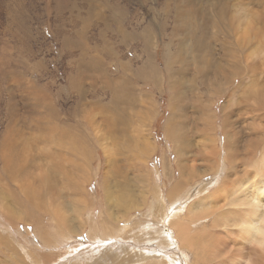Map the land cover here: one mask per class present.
I'll use <instances>...</instances> for the list:
<instances>
[{"label":"rangeland","instance_id":"374dc122","mask_svg":"<svg viewBox=\"0 0 264 264\" xmlns=\"http://www.w3.org/2000/svg\"><path fill=\"white\" fill-rule=\"evenodd\" d=\"M243 1H252L253 9L263 14L264 0H238L234 8L247 7ZM177 3L186 4L181 0H0L1 264H93L96 258L103 259L105 264H118L119 259L124 260L123 264H215L216 257L221 259L227 252L235 254L229 245L241 240V236L229 225L237 214L236 204L222 205L227 213L226 229L217 214L179 222L184 226L181 233L182 225L175 220H183L192 201L200 195L229 183V169L233 166H240L237 182L241 186L249 175H254L253 179L257 177L260 186L264 184L255 151L249 158L228 160L230 156L247 152L251 127L264 125V103L249 100L255 99V94L247 91L245 97H240L241 103L233 115L226 116L222 105L235 86L225 87L226 92L215 98L208 131L215 139L216 153L208 158L198 153L197 169L201 173L202 169L206 170V176L189 182L181 167L196 156L198 135L195 132L202 122L191 118L188 124L191 132L184 135L174 119H167L168 111L173 110L170 79L182 78V74L170 61L161 65V53L168 48ZM151 28H161L169 35H158V48L145 56L142 49L152 40ZM183 31L185 43L190 32L198 33L196 29ZM123 32L134 34V41L123 42ZM251 50L254 56L244 59L246 64L256 66L252 59L264 60V50L253 47ZM190 55L186 54V59ZM121 65L126 69L122 70ZM155 65L159 68L157 71ZM189 70L192 87L195 93H200L199 80L192 75H196L198 69ZM101 72L114 84L106 83L102 88L98 81ZM256 75L258 79L264 77V69L259 67ZM38 91H45L47 102ZM143 97L149 99L145 108L126 107H135V99ZM112 98L117 99L118 110L123 109L126 115L130 112L124 117L127 122L122 130L114 136L100 122L101 116L97 115L95 126L90 116L99 105L111 109L110 116L116 101ZM7 104L15 105L18 113L15 119L5 118ZM182 104L190 113L192 104L186 100ZM230 116L236 121L235 128L223 123ZM138 117L144 126L140 140L136 136V121H133ZM255 120H259L258 125H254ZM221 131L234 133L233 147L226 155ZM31 132L37 136L30 138ZM1 133L7 136L8 159H2ZM240 133L242 141L238 139ZM144 136L149 141L147 150L142 147ZM37 145L42 146L40 151L36 150ZM37 152L43 154V162L34 172L37 181L34 184L32 172L25 168L31 154L37 156ZM72 159L80 163L78 170L71 169ZM203 159L206 162H202ZM163 160L164 164L172 163L168 170L164 171ZM3 161L9 162V167L4 166ZM113 165L120 167L121 176L110 175L107 180V167ZM214 169L220 170L218 180L208 185L207 182L217 176ZM14 170L18 173L14 174ZM183 176V189L177 197H168L171 188L184 180ZM35 186L36 199L44 202L45 207L48 205L49 211L34 214V207L30 208L28 196L35 197L36 192L29 193ZM47 186L53 187L50 192L45 189ZM194 187L198 191L197 198L189 197ZM122 197L132 202L133 207L127 209L128 212L122 211L126 209V200L120 201ZM6 207L12 210L9 216L5 214ZM57 208H61L60 217L66 228L57 223L50 211ZM46 226L55 228L64 240L54 241L52 235L42 233L40 237L38 233ZM216 245L223 247V255L219 252L222 257L217 254ZM211 248L216 255H209ZM248 249L244 248L243 253L259 258L254 248L253 251ZM102 261L98 264H104ZM220 262L227 264L224 259Z\"/></svg>","mask_w":264,"mask_h":264},{"label":"bare ground","instance_id":"6f19581e","mask_svg":"<svg viewBox=\"0 0 264 264\" xmlns=\"http://www.w3.org/2000/svg\"><path fill=\"white\" fill-rule=\"evenodd\" d=\"M237 1L236 0H224L225 3H222L220 2V0H188V2L185 5H180L178 3L176 4V8L179 11L183 12L187 19L196 21L201 26V30L199 33L190 32L188 34L187 41L184 45H180V47L177 50H172L170 52L165 53V59L167 61H170L171 63H174L177 67H179V71L182 74V78H183L182 79L180 77L174 76L170 79V84H169L170 90H171L170 105L173 110L168 111L167 119H174L177 124L176 126L182 130V134L184 135H187L191 132L189 130L190 128L188 127L189 120L191 118H198V120L202 122L198 131L195 132V134L198 135L196 156L189 163H185L181 167L183 174L188 178L189 182L200 176L202 177L206 176V170L202 169L203 173H201L200 170L197 169L198 159H199L197 158L198 153L200 155L205 156V158L206 157L208 158L209 155L211 154L215 155L216 153L215 139L208 131H210L209 125L213 117L212 108L216 104L215 98L222 96L226 92L225 87L227 85L235 86V88L228 95V97H226V100L225 102H223V105H222V108L224 107L226 111V116L233 115V113L235 112L239 104L241 103V101L239 100L240 97L241 96L245 97L247 95V91H249V94H251V92L255 94V99L249 98V100L253 101V100L258 99L257 102L261 100L264 103V77H259L261 79H258L256 75V72L258 71L259 67L264 69V60L258 61L254 57L252 59V62L256 65L254 66V65L246 64L245 59H244V53L249 47H253L254 49L264 50V36H261L264 30V11H263V14H261L259 13V11L253 9L254 7L252 5L253 4L252 1H247V2L243 1L245 2L244 5L247 7L243 6L244 8L242 9H236L234 7L237 4ZM200 19H203V21H201ZM157 29L159 30V33L157 32ZM171 32L172 31H170L169 33ZM158 35L168 36V33L164 32L163 29L161 28L149 29V36L152 38V40L149 42L148 45H146L142 49V52L144 53L145 56H148L152 52L156 51V49L158 48L157 44H155V43H158V37H157ZM185 49H190L191 51L190 58L188 59H185L183 57V55L185 54ZM251 53L252 55L249 57L254 56L252 50H251ZM161 58H162V53H161ZM155 63H156V58H155ZM186 63L188 64L185 65ZM124 68L126 69V67H123V69ZM189 68L198 69L197 74L196 75L192 74V75L194 77H197L199 80V85L197 84V89H198V86L201 87L200 93H198V91H196L195 93V90L192 87L193 83L190 77L191 73H190ZM231 79H233V82H230ZM238 80H239V83L235 84L236 81L238 82ZM96 81L97 80L95 79V82ZM98 81L99 82L105 81L108 85L114 84L108 78H99ZM119 81H120V78H119ZM120 82H122V80ZM187 84L191 86H188ZM38 93L40 94L41 98L45 102H47L45 91L44 93L43 92L40 93L38 91ZM127 96L128 95H126V97ZM123 99L124 97L122 98V101H124ZM185 100L187 103L192 104L190 113L187 112V110L184 108V104H182L185 102ZM125 101H130V100H125ZM148 101L149 99L145 97L135 99V101L133 102L135 104V107H133L134 106L133 103H130V102L129 104L130 105L132 104L133 106L132 107L126 106V107L130 108L131 110L145 108ZM117 103L118 101L113 102L112 107L114 109V112H111L110 116H109V111L111 109L107 110V113H106L107 116H109L107 118V121L112 125L117 122H121L122 120L127 121L124 119V117L126 118V116H128V114L130 113L129 112L126 115L123 109L121 110V108L119 109L121 111H119L118 108L116 107ZM259 106H261V104H259ZM98 107H100V109L103 110L101 106H98ZM258 107H256L257 110L258 109L261 110L263 108V105H262V108H258ZM5 108H6L5 118H7L8 120L15 119L18 114L15 108V105L7 104V107ZM6 112H9V115H6ZM257 112L259 113V111ZM139 118L140 117L133 120V121H136L134 125L138 127V130L136 132V136L138 140L141 139L140 134L144 133V129H143L144 126L141 125V123L139 122ZM234 120L235 119L233 118V116H230L224 119L223 123L228 128H235L236 126L234 125V123L236 121ZM253 123H256L254 125H258L259 120H255ZM95 124L96 123H93V126H95ZM104 124L108 128V125L106 123ZM221 124H222V121L220 125ZM97 125H96V130L98 129ZM171 126L172 124H170V127ZM51 129L54 131V128H51ZM8 131L10 132V129ZM108 131L110 132L109 129ZM30 134H31L30 138H35L37 136L36 134H34V132H31ZM222 135L225 141L222 148L223 150H225L226 148L229 149V151L225 153L226 155L230 152V150L233 147L231 143V139L234 133L232 131H226V133L222 132ZM1 136H2L1 137L2 143H4L2 159H6L10 151V148L7 143L8 142L7 136L4 133H1ZM147 138L148 137L146 136L143 137L144 143L142 144V147L146 150L150 147L149 141L147 140ZM8 139L11 140L10 138ZM43 140H45V138ZM36 148H37L36 149L37 151L38 149L40 151L42 146L37 145ZM217 148L221 150L219 147ZM115 151L117 152L118 150L116 149ZM246 151L247 152L245 153H240V154H235L233 156H230L228 160L232 161L236 158H241V159L249 158L252 156L251 153L254 152L250 150H246ZM37 153H38L37 156H34L33 154H31L28 167L25 168L28 171L32 172L31 179L33 180L34 184L37 183L36 179L34 178V172L36 169H39V167L42 166V162H43V154H41L40 152H37ZM112 154L115 155V153H112ZM257 157H258L257 167H259L264 174V147L262 151L260 152L259 156ZM45 159L47 162V159H48L47 155L45 156ZM72 160L73 162L71 164V169L78 170L79 167L81 166L80 163H78L75 159H72ZM204 161L205 160L203 159L202 162ZM3 162L5 166L6 163L5 161ZM163 164H164V160H163ZM171 164L172 163L166 162V164H164V171L168 170V167H170ZM6 165L9 167L10 163L7 162ZM62 170H64V168H62ZM229 170H230L229 171V180H230L229 183L227 184L223 183L219 185L216 188V190H214L213 192L211 193L209 192L208 194H205V195L203 194L202 196L200 195L198 199H195V201H192L191 205L187 209L186 216L188 219H192L194 217L199 218L201 216H206L209 214H217L216 215L217 218L220 221H222L223 227L226 229L224 225V219L227 216V213L226 211H224L226 210V208L224 209L222 205L235 206L236 204L237 214L233 220V223L229 225V227L230 228L233 227V229L237 230L238 236L239 235L241 236V240H239L238 242H235L236 240H234V244L229 245L230 247L229 249L230 251L235 253L234 255H231L229 254V252H227V254L221 259L226 260L227 264H264V187L262 188V186L259 185V180L257 179V177L256 179H253L254 175H249L246 181L244 182V186H241V184L237 182V176L240 170V166H233ZM10 172L12 173L11 170ZM13 173L17 174L18 170H14ZM106 173L107 175L106 176L104 175V176L105 178H108L107 180H109L110 175L112 176L115 175L116 177L121 176V170L118 165H113V167H107ZM213 173L214 175H217V176H215L211 181H208L207 182L208 185L217 182L220 170L214 169ZM9 174L10 173H8V175ZM185 176H183L184 180H181L179 184H175L174 187L171 188V190L168 193V197L170 198L177 197L180 189L181 190L183 189V185L185 182ZM34 184H32V186ZM52 188L53 187L51 186H47L45 189H47V191L50 192ZM240 188L242 189L238 191V189ZM36 189H37V186L31 189L29 193L34 194L36 192ZM193 190L195 193L192 191L189 197L197 198L195 197L198 195L197 188L194 187ZM58 196H60V193ZM108 196H110V194ZM123 200H126V204H124L126 209H122V211L128 212L127 209H130L133 207L132 202L130 199H125V197H122L120 199V201H123ZM218 204H220L219 207H217ZM47 207L39 205L38 209L40 211L41 210L49 211L47 210L48 209ZM5 210H6L5 214L7 216H9V214L12 213V210L9 207H6ZM247 211L250 214V217H248ZM178 225H182V224L179 223ZM183 230H184V226L182 225V229L180 230V233ZM42 231L44 234H47L51 232V229H49L46 226V229H42ZM244 248H249L248 250L251 249V251L254 250L253 252L256 253L257 257L259 258H256V257L254 258L251 254L247 255V252L243 253ZM221 250H223V247L221 245H216V252L220 257H222L219 254V252H222ZM1 253L2 251L0 250V254ZM208 253L209 255H213V256L216 255V253L213 251L212 248ZM222 255H223V252H222ZM247 256H251V257H247ZM216 259H217V262L215 264L222 263L220 262L221 259H218V257H216ZM99 260L102 261L103 259L96 258L93 264H98ZM123 261H124L123 259H119L118 264H123ZM175 261H176V258H175ZM102 262L104 263V261Z\"/></svg>","mask_w":264,"mask_h":264},{"label":"crops","instance_id":"0c3cea01","mask_svg":"<svg viewBox=\"0 0 264 264\" xmlns=\"http://www.w3.org/2000/svg\"><path fill=\"white\" fill-rule=\"evenodd\" d=\"M187 2H188V0H181V3H187ZM220 2L225 3L224 0H220ZM172 22L174 24L172 25V29H171L172 32L170 33V40L167 41L168 42V48L165 51H162V63H161V65L166 62V59H165V53L166 52H170L172 50H177L180 47V45H184L185 44L184 36H183V32H184L183 30L196 29L198 31V33L201 30V26H200V24L198 22L193 21L191 19H187L186 16L184 15V13L179 11L177 8L175 9V12H173V14H172ZM109 26H113V25L109 24ZM117 29L119 31H121L119 26L117 27ZM122 34H123V37H124V39L122 40L123 42H125L126 39L134 41V37H135L134 34H132V33H127L126 34V32H123ZM153 43H155V42H153ZM155 44H157V47H158V43H155ZM190 53H191L190 49H185V54L183 55V57L186 59V57H185L186 54H190ZM251 55H252L251 47H249L245 51L244 57L247 58V57H249ZM97 59H99L98 56H97ZM185 65H187V63ZM121 67H122V70H123V65H121ZM154 68H155V71H157L159 69L156 65L154 66ZM107 77H108V75L107 74L104 75L103 72H101L99 74V78H107ZM100 82H101L100 86L103 88V84H106V82L105 81H100ZM97 84L98 83L95 82V87L99 86ZM233 89H234V87L230 90L229 94L232 92ZM112 99H115L117 101L116 98H112ZM97 104H99V103H97ZM99 106H101V105H99ZM104 106L105 105L101 106L103 108V110L100 109V107L95 106V108L90 112L91 118L93 117L92 123H97L98 122L97 121V115L101 116V118H100V122L101 123L102 122L106 123L107 118L109 116H107V114H106L107 113V109ZM126 122L127 121L117 122V123L112 125V124H110L107 121L106 124L108 125V129L110 130V133L113 134V136H114L115 134H117V135L119 134V132L123 128L122 125H124ZM223 151H224V154H225V153H227L229 151V149L226 148ZM182 219L183 220H180V221H178V219H176L175 222H184V221H186V219H187L186 214L184 215V217Z\"/></svg>","mask_w":264,"mask_h":264},{"label":"flooded vegetation","instance_id":"af4514ba","mask_svg":"<svg viewBox=\"0 0 264 264\" xmlns=\"http://www.w3.org/2000/svg\"><path fill=\"white\" fill-rule=\"evenodd\" d=\"M256 129H257V131H256ZM251 130H252V136L249 138V142H248V147H247V149L246 150H252V151H255L256 152V155L257 156H259L258 154H260V152L262 151V149H263V147H264V125H262V127H260V128H254V127H251ZM238 138L241 140L242 139V135H241V133L238 135ZM242 141V140H241ZM261 186L262 187H264V184H261ZM45 189H42V193H44L45 194V191H44ZM28 196V195H27ZM38 196V191H37V193L35 194V197H30V196H28V202H29V204H30V208L32 209V207H34L33 209H34V214H36L38 211H40L39 209H38V206L39 205H41V206H44L43 204H44V202H40V201H38L37 199H36V197ZM38 202H37V201ZM32 209V210H33ZM51 212H52V214L54 215V218H55V220L57 221V223L58 224H60L61 226H63L64 228H66L65 227V224H64V221L61 219V213H60V211H61V208H57V209H52V210H50ZM43 225H44V223H43ZM56 226H58L57 224H56ZM41 231H42V229H41ZM41 233H42V235H52L53 236V239H54V241H56L57 240V238H58V240L60 239V238H62L63 240H64V236H62V234L61 233H59L58 231H56L55 230V228H51V232L50 233H47V234H44L43 233V231L42 232H40V233H38L39 234V236L41 237ZM63 235H66V234H63ZM57 240V241H58Z\"/></svg>","mask_w":264,"mask_h":264}]
</instances>
